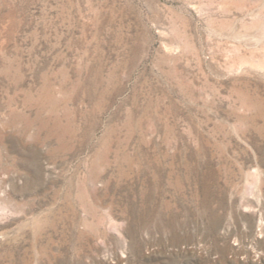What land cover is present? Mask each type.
Wrapping results in <instances>:
<instances>
[{"label":"rangeland","instance_id":"1","mask_svg":"<svg viewBox=\"0 0 264 264\" xmlns=\"http://www.w3.org/2000/svg\"><path fill=\"white\" fill-rule=\"evenodd\" d=\"M0 264H264V0H0Z\"/></svg>","mask_w":264,"mask_h":264}]
</instances>
